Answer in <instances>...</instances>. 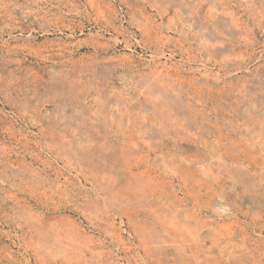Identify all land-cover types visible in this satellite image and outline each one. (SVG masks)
<instances>
[{"label": "rangeland", "instance_id": "1", "mask_svg": "<svg viewBox=\"0 0 264 264\" xmlns=\"http://www.w3.org/2000/svg\"><path fill=\"white\" fill-rule=\"evenodd\" d=\"M0 264H264V0H0Z\"/></svg>", "mask_w": 264, "mask_h": 264}]
</instances>
